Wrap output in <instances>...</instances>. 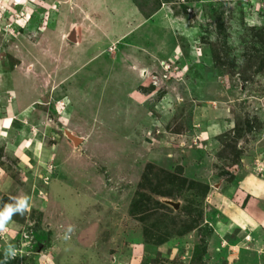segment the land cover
Instances as JSON below:
<instances>
[{
    "label": "rangeland",
    "instance_id": "obj_1",
    "mask_svg": "<svg viewBox=\"0 0 264 264\" xmlns=\"http://www.w3.org/2000/svg\"><path fill=\"white\" fill-rule=\"evenodd\" d=\"M132 1L144 17L162 9L180 51L161 55L170 35L157 41L161 29L149 31L161 49L151 51L149 75L131 96L142 101L140 112L127 119L131 84L117 87L115 79L132 83L134 71L98 39L111 20L121 19L117 33L129 27L124 0H0V63L14 74L16 98L63 96L50 92L57 56L69 63L60 75L74 70L65 98L76 105L64 125L53 108L40 112L46 105L0 121V209L19 198L28 209L0 230V264H264V224L232 225L224 238L213 231L223 208L239 210L244 167L264 176V0ZM82 19H94L97 30L76 50L71 24ZM128 47L118 44L133 54ZM26 65L36 85H46L45 98L16 73ZM109 114L113 127L102 119ZM65 128L91 137L79 145L64 134L50 161L40 145L49 148Z\"/></svg>",
    "mask_w": 264,
    "mask_h": 264
},
{
    "label": "crops",
    "instance_id": "obj_2",
    "mask_svg": "<svg viewBox=\"0 0 264 264\" xmlns=\"http://www.w3.org/2000/svg\"><path fill=\"white\" fill-rule=\"evenodd\" d=\"M124 2L126 3V6H127L125 7V11L129 13L128 17H131V19H128L131 21V24L129 25V27L125 31L117 33L118 28L116 29V27L118 26V24H120L121 19L117 20V23L111 20L112 25H114L111 28V31L101 32L100 37L98 39L102 38V36L106 39L107 49L109 52L110 51L114 52L112 54L113 59H116V58L119 59L118 63H121L120 65L118 64L119 66L126 65L123 63H130L131 67H123V68H125L129 73H130V70L134 71V73L132 74H135V76L132 75L133 76L132 78L134 79L132 83H129L131 81L124 80V78L116 77L115 79L117 87L126 86L128 84H131V88L128 90L129 92L127 94L129 103L123 104V106L125 107L127 111V115H126V111L124 112L125 113L124 117L125 118L127 117L128 119L129 113L140 112V108L138 106L140 105V103H142V101H140L137 96L135 97L136 100L134 98H131V96L135 94L137 91L135 87H138L140 83L144 82L146 80V77L149 75L148 74V71H149L148 59L153 56V54H151L152 53L151 51L153 50L155 51L157 49L158 50L157 52H159V50L161 49V47L158 46V44L153 45L152 43L148 42L147 35H150L149 31L154 30L155 28L161 29L162 35L158 36L157 41H159L160 39H165L166 34L170 35L171 40L169 42V46H167L166 43L164 44L167 51H165L164 53L160 52L161 55L173 56L177 52H179L180 49H179L177 42L175 43L173 40L175 39L176 35L174 36L172 34L171 32L172 28H170V31H169L167 27L165 26V25H170L171 20H169L168 17H162L160 15V13L162 12V9L156 11L155 13L154 12L151 13L150 16L144 17L139 12L138 8L136 7V5L134 4L132 0H124ZM90 21L91 22L89 21L85 22V20L82 19L81 22H77L75 25L73 23L71 24L72 25L71 28H75L76 30L75 33L73 31V39H72L73 41L72 44L75 46L76 50H79L80 49L79 46H81L82 43H85V40L84 42H81V40L86 39V38L89 39L88 35H91L93 28L96 29L95 20L93 19ZM121 24H124V23L121 22ZM105 34H106V37H105ZM138 39H140L141 41L145 40V42L139 43L136 41ZM121 42L123 46H129L128 48L133 50L134 53L128 54L127 52H124V48H123V51H119L118 44H120ZM65 43L68 44V42L66 41ZM53 57H54V60L58 62V67H56V70H55L57 78L54 81V83H56V85L54 84V87L50 88V92H55L57 89H59L61 92L59 93V95H63L60 99L56 101L53 100V93H50L49 99L47 98L46 100L38 99L35 96V94H31L33 95L32 98L31 97L27 99H19L18 97L16 98L15 91H14V84H13L14 74H11L9 71H4L0 63V121L1 122L7 125V124H10L14 120L30 118L32 112L35 110L36 105H46L47 106V109L45 110L40 109V112H43V113H46L45 111L52 110L51 108H53V111L58 116L57 121L61 125L62 124L64 125L68 121L69 119L68 113H71V110H75L76 108V105L75 104L73 105V102H72V105L70 106L67 105L66 103L67 99L65 98L66 91H70V90L72 91V88H73V85L72 84L68 85L67 81H68L69 76L71 75V72H73L74 70H72L71 72L68 71L64 75H60V71L63 70V67H67L69 63H65V62L63 63L61 60H58L57 56H53ZM124 61H127V62H124ZM86 62L87 61L77 66L76 70H79V69L83 70V68L86 67L87 65ZM114 67L115 66H113L112 70L114 69ZM112 70H110V72ZM87 71L88 70L84 71L82 74H85ZM16 73H19L25 76L27 81L29 82V86L34 85V88H33L34 90L35 88H37L38 90H41L43 88V91H44L43 95L45 98L46 96L45 94L48 89L46 85H44L43 82H41V86L36 85V82H38V79L36 77L38 75L36 71L34 70L33 65L18 66V71H16ZM46 74L47 76L45 77H48L47 72ZM120 74L121 73H118V75ZM40 75L41 73L39 74V77ZM108 75L109 73L107 71V74L105 77L106 79L108 78ZM112 76L113 75H111V77ZM123 76H126V75H123ZM92 85H96V84L94 83ZM76 87L83 88V86L80 83H78V81L76 83ZM54 89L56 90L53 91ZM130 100L132 102H130ZM58 106L59 108L62 107V109L58 110ZM133 107H135V109H133ZM66 109H67V113H66ZM68 110L70 112H68ZM74 113L76 114V111ZM145 113H149V111H145ZM110 117L111 116L109 114L107 115V117H102V119L107 121V122H104V125H111L113 127V124L110 123V120H111ZM4 120H7L8 123H5ZM63 120H65V123ZM30 125H31V128H34V134L36 135L37 134L36 122ZM52 130L53 129H51V132ZM54 130H53V133H54ZM59 130L61 129H56V131H59ZM66 132L72 134L69 128L68 129L65 128V130L63 131V134L57 133L58 135L56 136L54 143L52 142L53 144L51 143L52 145H50L49 148L48 146H45L43 142L41 143L40 147L41 149L43 148L42 152L45 154L46 152L50 153V159L48 158V160L50 161L54 160L56 156L55 153L57 151V146H58L59 141L65 140V142H67L65 139L66 137L64 136ZM48 133H49L48 129H46L45 134H48ZM206 134L208 136L214 135V134H211L210 131L206 132ZM72 135L76 136L75 134H72ZM76 137L78 138L79 145H82L83 142L85 140L88 141V138L91 136L89 133H86L85 135H78ZM31 143L35 145L33 140L31 141ZM244 173L245 175L239 178L238 182L236 183L237 193H235L236 195H235L234 202L237 203L239 210L237 211L227 210L223 208L222 211L224 213L222 215V219H218L216 220V222H213V231L215 232V234L220 236V238H224L223 235L225 234L227 229L230 228L232 225H234L236 228L238 227V229H240L241 226L250 225V227L249 226L247 227L250 228L251 230H256L259 224H264V209H261L259 207V203L262 200L264 203V176H259V175L255 176V173L253 174V172L248 173L245 167H244ZM53 180L55 183H57V177H55ZM247 195L250 196L249 197L250 201L245 204L244 200L246 199ZM247 208L249 210L250 208L253 209L252 213H255V214L251 215L252 213L248 212ZM260 215L262 216L259 219L258 216ZM240 233H243V231H240ZM260 239L262 240L263 238L261 237Z\"/></svg>",
    "mask_w": 264,
    "mask_h": 264
},
{
    "label": "clouds",
    "instance_id": "obj_3",
    "mask_svg": "<svg viewBox=\"0 0 264 264\" xmlns=\"http://www.w3.org/2000/svg\"><path fill=\"white\" fill-rule=\"evenodd\" d=\"M62 107H58V110ZM21 209H27V200L25 198H19L16 200L15 206H5L3 209H0V230H4L5 225L11 220V217L14 212H19ZM71 231V228L68 229ZM67 238V236H65Z\"/></svg>",
    "mask_w": 264,
    "mask_h": 264
},
{
    "label": "water",
    "instance_id": "obj_4",
    "mask_svg": "<svg viewBox=\"0 0 264 264\" xmlns=\"http://www.w3.org/2000/svg\"><path fill=\"white\" fill-rule=\"evenodd\" d=\"M66 135H67V137L73 142V143H77L78 142V138L76 137V136H74V135H72V134H70V133H68V132H66ZM176 206V205H175Z\"/></svg>",
    "mask_w": 264,
    "mask_h": 264
}]
</instances>
